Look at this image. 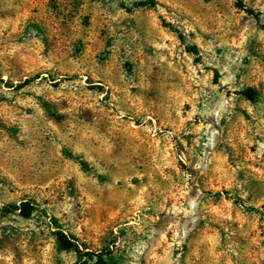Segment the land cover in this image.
<instances>
[{
	"label": "rangeland",
	"instance_id": "obj_1",
	"mask_svg": "<svg viewBox=\"0 0 264 264\" xmlns=\"http://www.w3.org/2000/svg\"><path fill=\"white\" fill-rule=\"evenodd\" d=\"M137 1L0 0V264H264V0Z\"/></svg>",
	"mask_w": 264,
	"mask_h": 264
},
{
	"label": "trees",
	"instance_id": "obj_2",
	"mask_svg": "<svg viewBox=\"0 0 264 264\" xmlns=\"http://www.w3.org/2000/svg\"><path fill=\"white\" fill-rule=\"evenodd\" d=\"M147 4H154L153 0H141L137 1L134 3V6H144ZM248 12H250L248 10ZM264 28V25H262ZM242 94L248 98V99H254L256 92L252 88H246L245 90L242 91ZM16 209L19 211V214L23 217H29L32 212L34 211V206L29 203L28 201L21 202ZM52 224L56 227V230L54 231L55 239L59 245V247L63 250H74L76 252H80L75 241L63 230L60 228L58 222L53 218L52 219ZM99 262L101 261V257H98ZM83 264H86V261H84Z\"/></svg>",
	"mask_w": 264,
	"mask_h": 264
}]
</instances>
